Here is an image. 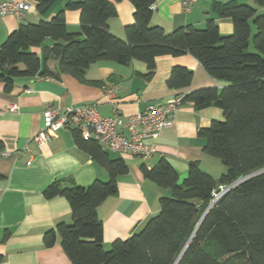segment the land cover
I'll return each mask as SVG.
<instances>
[{
	"label": "trees",
	"instance_id": "16d2710c",
	"mask_svg": "<svg viewBox=\"0 0 264 264\" xmlns=\"http://www.w3.org/2000/svg\"><path fill=\"white\" fill-rule=\"evenodd\" d=\"M31 1L44 16L60 0ZM127 1L135 8V23L125 28V40L109 30L108 21L117 16V10L108 0L68 1L50 21L21 24L0 44L4 91L10 93L18 78L62 75L101 87L103 82L86 79L89 67L101 61L126 67L133 61L143 62L147 67L143 78L151 81L157 58L191 55L210 77L227 84L221 91L205 88L183 96V103H193L197 110H223L224 120L212 122L199 135L206 140L205 154L219 159L227 172L215 180L198 163H191L180 182L178 172L164 158L151 169L143 165V178L169 189L171 196L160 199L159 213L141 231L105 250L98 208L117 195L118 178L129 168L122 158L112 159L96 141L74 131L77 147L105 168L109 178L86 187H65L63 181H56L45 189L46 199L68 201L72 222L46 232L44 245L53 247L60 237L72 264H264V172L230 189L197 228L220 186H231L264 170V0H248L253 5L236 0L212 5V12L232 21L229 36L220 33L213 19L204 29L186 26L166 33L151 25L157 0ZM66 10L80 12V33L68 31ZM47 40L53 41L51 47H43ZM50 61L57 62L55 73ZM192 80L191 70L174 67L167 85L182 90Z\"/></svg>",
	"mask_w": 264,
	"mask_h": 264
},
{
	"label": "crops",
	"instance_id": "0c3cea01",
	"mask_svg": "<svg viewBox=\"0 0 264 264\" xmlns=\"http://www.w3.org/2000/svg\"><path fill=\"white\" fill-rule=\"evenodd\" d=\"M68 1L81 0H60L44 16L30 1L31 8L24 19L0 16V44L21 24L50 21L65 9ZM108 1L117 10V16L108 21L109 30L125 40V28L135 23V8L127 0ZM183 1L157 0L152 7L151 25L171 33L186 26L204 29L213 19L223 36L233 33L232 21L212 12V5L235 0H197L190 13L184 12ZM65 18L68 31L80 33V12L66 10ZM52 45L53 41L47 40L43 47ZM48 65L54 73L57 71L56 61ZM174 67H185L193 72L188 88L168 87ZM146 72L145 63L140 61H133L127 67L101 61L92 64L86 72V79L103 82L101 87L82 84L69 75L18 78L10 93L0 84V141L4 144L0 152V264H72L61 246L60 237L53 247L44 245L46 232L60 223L72 222L70 205L64 197L46 199L43 193L56 181H63L65 187H86L96 180L109 178L105 168L77 147L73 130L59 131L42 146L32 141L44 127L43 112L48 107L65 109L94 105L102 116L119 115L126 119L142 112L151 103H164L177 95L185 96L205 88L221 91L227 86L210 77L201 63L188 54L157 58L156 73L151 81L143 78ZM12 106L17 107L15 112L9 110ZM223 120L224 112L220 108L197 110L193 103L186 102L176 113L175 125L148 140L157 151L150 159L130 154L121 156L102 148L112 159L122 158L129 168L126 175L118 178L117 195L107 198L98 208L105 250H110L115 241H125L141 231L159 213L160 199L171 196L169 189L143 178V165L151 169L164 158L178 172L180 182L187 177L191 163H198L215 180L227 172L219 159L205 154L206 140L199 135L200 130L208 128L212 122Z\"/></svg>",
	"mask_w": 264,
	"mask_h": 264
},
{
	"label": "built area",
	"instance_id": "2783aa9c",
	"mask_svg": "<svg viewBox=\"0 0 264 264\" xmlns=\"http://www.w3.org/2000/svg\"><path fill=\"white\" fill-rule=\"evenodd\" d=\"M30 1L0 0V16L13 15L22 20L30 11ZM196 3L197 0H184V12L190 13ZM183 104V96H175L164 103H151L142 112L126 119L119 115L102 116L94 105L65 109L51 106L43 112L44 127L32 141L42 146L55 138L59 131L70 129L79 132L85 140L96 141L110 152L121 156L130 154L148 160L157 152L148 140L175 125L176 113ZM9 110L15 112L17 107L12 106ZM234 185L235 183L231 186H220L218 189L221 192L214 193V200L218 201Z\"/></svg>",
	"mask_w": 264,
	"mask_h": 264
},
{
	"label": "water",
	"instance_id": "95a60500",
	"mask_svg": "<svg viewBox=\"0 0 264 264\" xmlns=\"http://www.w3.org/2000/svg\"><path fill=\"white\" fill-rule=\"evenodd\" d=\"M262 172H264V170H263V171L256 172V173H254V174H252V175H249V176H247V177H245V178L239 179V180L235 183L234 186H236V185L240 184L241 182L247 180L248 178H251V177H253V176H255V175H258V174H260V173H262ZM220 192H221L220 189H217V190L215 191V194H220ZM216 202H217V200H214V199H213V201L211 202V204L209 205V207H208L207 210L205 211L204 215L202 216V218H201L199 224L197 225V228L199 227V225L201 224L202 220L205 218V216L207 215V213L209 212V210H210V209L216 204Z\"/></svg>",
	"mask_w": 264,
	"mask_h": 264
},
{
	"label": "rangeland",
	"instance_id": "374dc122",
	"mask_svg": "<svg viewBox=\"0 0 264 264\" xmlns=\"http://www.w3.org/2000/svg\"><path fill=\"white\" fill-rule=\"evenodd\" d=\"M250 5H253L252 3H250ZM255 33V30L253 31ZM250 51L252 52L253 51V45H252V40H251V48H250Z\"/></svg>",
	"mask_w": 264,
	"mask_h": 264
}]
</instances>
